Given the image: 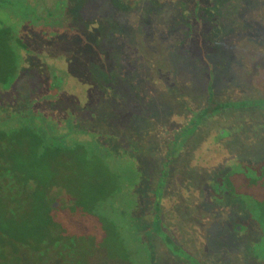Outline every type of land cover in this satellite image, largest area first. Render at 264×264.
<instances>
[{"label": "rangeland", "instance_id": "obj_1", "mask_svg": "<svg viewBox=\"0 0 264 264\" xmlns=\"http://www.w3.org/2000/svg\"><path fill=\"white\" fill-rule=\"evenodd\" d=\"M62 1L0 0V26L27 48L20 80L0 92V119H38L51 137L68 133L66 146L107 148L110 169L137 175L131 216L142 243L80 250L77 264H189L147 233L168 158L161 230L200 264H254L258 237L243 193L220 191L217 200L211 185L232 166L264 160V111L204 118L177 155L170 146L211 93L217 103L264 100V0H175L173 18L166 7L134 11L140 0H108L111 10L106 0H64L68 23L60 21ZM43 4L60 24H44ZM118 9L132 10V25Z\"/></svg>", "mask_w": 264, "mask_h": 264}, {"label": "trees", "instance_id": "obj_2", "mask_svg": "<svg viewBox=\"0 0 264 264\" xmlns=\"http://www.w3.org/2000/svg\"><path fill=\"white\" fill-rule=\"evenodd\" d=\"M26 50L9 27L0 26V92L20 80V53ZM208 101V108L196 114L189 127L181 129L171 142L174 155L201 122L208 120L204 118L264 111L261 99L217 103L211 93ZM37 121L0 119V264H77L81 262L76 259L80 250L89 256L107 243L119 251L139 247L141 235L131 216L137 206V175L110 169L107 148H87L82 143L66 146L68 135L51 137L50 128L37 125ZM169 165L168 158L154 192V228L147 233L161 239L182 260L200 264L161 230V199ZM240 167L242 170L232 166L212 184V195L216 198L223 191L233 198L238 190L243 193L258 237L252 246L253 263L264 264V201L260 199L264 194V160Z\"/></svg>", "mask_w": 264, "mask_h": 264}, {"label": "flooded vegetation", "instance_id": "obj_3", "mask_svg": "<svg viewBox=\"0 0 264 264\" xmlns=\"http://www.w3.org/2000/svg\"><path fill=\"white\" fill-rule=\"evenodd\" d=\"M26 1H28V0H26ZM33 1H36V0H33ZM107 1L108 0H106V2ZM62 2H63V5L60 6L61 7L60 15L64 16V17H63L62 20L60 19V21L63 22V23L64 22L68 23L70 21V20L67 19V13H66L67 10H68V4H66V2H64V0ZM106 2L104 1V4H102V6L103 7H107V8H109L111 10V7H109L110 4H108V2L107 3ZM33 3H34V5H32V7L33 6H37L38 7L36 2H33ZM140 3L137 4V6L135 7L134 11L136 10V8H138L139 10H143V12L146 13V14L147 13L152 14V13H158L159 10L164 11V7H166L165 11L170 13V17L173 18V15H174L173 14L174 13L173 12L174 11L173 10V6H174V3H175V0H140ZM28 6H30V5L28 4ZM112 6H115V5H112ZM53 10H54V8L52 7V5H49V4H43V5L39 6V9H38V11L40 12V15H42V17L44 18V21H45L44 24L49 26V27L50 26H55L56 23H59V21H58V18H59L58 13L55 10L56 14L53 15V13H52ZM118 11H121V10L118 9ZM121 12L126 14V17H124L122 19V23L125 26L132 25L131 23H129V24L127 23V16H130L132 10L128 9V10H124V11H121ZM35 13H36V8H34V11H33L34 15H35ZM114 15L115 14H113V16ZM53 18H56V19H53ZM113 20H115V19H113ZM144 22H146V23H143L142 25L145 26V27H148L151 24L150 20H147V21H144ZM166 26H167L168 29H172L173 24L168 23ZM24 117L25 116L22 115V116H20V119H22ZM67 134H65V135H67ZM65 135L63 134L61 137L65 136Z\"/></svg>", "mask_w": 264, "mask_h": 264}]
</instances>
